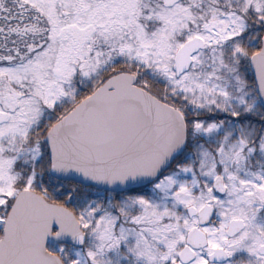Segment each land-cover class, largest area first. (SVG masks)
I'll return each mask as SVG.
<instances>
[{"label": "snow or ice", "instance_id": "obj_1", "mask_svg": "<svg viewBox=\"0 0 264 264\" xmlns=\"http://www.w3.org/2000/svg\"><path fill=\"white\" fill-rule=\"evenodd\" d=\"M0 264H264V0H0Z\"/></svg>", "mask_w": 264, "mask_h": 264}]
</instances>
